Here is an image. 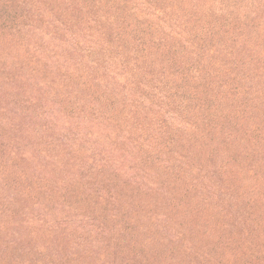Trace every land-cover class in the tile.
<instances>
[{
  "label": "rangeland",
  "instance_id": "374dc122",
  "mask_svg": "<svg viewBox=\"0 0 264 264\" xmlns=\"http://www.w3.org/2000/svg\"><path fill=\"white\" fill-rule=\"evenodd\" d=\"M150 2L0 0V264H264V0Z\"/></svg>",
  "mask_w": 264,
  "mask_h": 264
},
{
  "label": "trees",
  "instance_id": "16d2710c",
  "mask_svg": "<svg viewBox=\"0 0 264 264\" xmlns=\"http://www.w3.org/2000/svg\"><path fill=\"white\" fill-rule=\"evenodd\" d=\"M142 1V3H143V6H146L147 7V9H152V11H153V13H155V12H159L160 11V9H157L156 8V10L154 9V7H156L155 5H153L151 2H150V0H141ZM154 6V7H153ZM211 27H213V26H209V28H211ZM138 30V29H137ZM137 30H135L134 32H136ZM143 36H144V38L147 36V35H145V34H143ZM199 40H201V39H199ZM193 46H195L192 42L190 43V45H189V47L190 48H193ZM184 81H186L185 79H184ZM188 81H198V77L196 76V75H188ZM176 89H178V86H177V88Z\"/></svg>",
  "mask_w": 264,
  "mask_h": 264
}]
</instances>
